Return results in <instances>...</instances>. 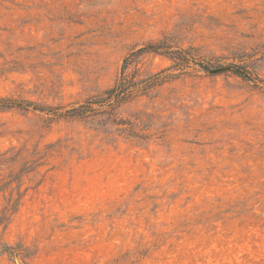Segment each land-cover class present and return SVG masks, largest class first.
<instances>
[{"label": "rangeland", "instance_id": "obj_1", "mask_svg": "<svg viewBox=\"0 0 264 264\" xmlns=\"http://www.w3.org/2000/svg\"><path fill=\"white\" fill-rule=\"evenodd\" d=\"M164 35L193 59L122 108L149 126L144 144L0 108V155L20 156L0 184L40 164L0 223V264H264V0H0V98L82 101ZM195 62L245 64L251 79Z\"/></svg>", "mask_w": 264, "mask_h": 264}, {"label": "trees", "instance_id": "obj_2", "mask_svg": "<svg viewBox=\"0 0 264 264\" xmlns=\"http://www.w3.org/2000/svg\"><path fill=\"white\" fill-rule=\"evenodd\" d=\"M167 35L162 36L157 42H149L133 49L121 62L118 74L113 83L88 96L82 101L71 103L65 106L40 105L26 100H13L0 98V108H20L23 110L37 111L46 116L48 121L67 120L79 121L88 124L98 133L106 135L110 141L133 138L137 143L144 144L150 139V134L146 133V125H142L143 120L139 115L133 119L123 116L122 108L132 102L142 98H152L156 90L171 80L178 78L183 70L188 67L192 58L189 49H183L174 44ZM146 54L162 56L168 59L171 66L161 69L156 73H149L142 70L143 58ZM202 71L209 72L219 69L212 74L223 71H231L237 76L250 80L251 74L246 65L229 64L217 68H209L201 62H195ZM169 70L178 71L177 73L168 72ZM20 160L18 153L6 156L0 155V171L2 167L13 170ZM40 164L36 161L28 164L23 163L16 171H10V179L0 184V193L8 196L5 205L0 211V223L9 222L10 218L16 213L20 205L24 192L20 191L22 174L31 173ZM15 186L11 187V184Z\"/></svg>", "mask_w": 264, "mask_h": 264}, {"label": "water", "instance_id": "obj_3", "mask_svg": "<svg viewBox=\"0 0 264 264\" xmlns=\"http://www.w3.org/2000/svg\"><path fill=\"white\" fill-rule=\"evenodd\" d=\"M218 70H219V69L214 70V71H209L208 73L212 74V73H214V72H217Z\"/></svg>", "mask_w": 264, "mask_h": 264}]
</instances>
